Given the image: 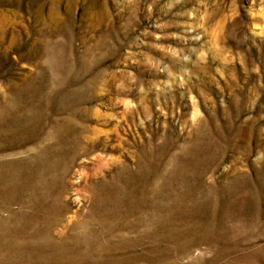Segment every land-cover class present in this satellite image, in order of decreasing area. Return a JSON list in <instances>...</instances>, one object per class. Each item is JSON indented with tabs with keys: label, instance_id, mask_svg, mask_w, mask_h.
<instances>
[{
	"label": "rangeland",
	"instance_id": "374dc122",
	"mask_svg": "<svg viewBox=\"0 0 264 264\" xmlns=\"http://www.w3.org/2000/svg\"><path fill=\"white\" fill-rule=\"evenodd\" d=\"M4 16L0 264H264V0Z\"/></svg>",
	"mask_w": 264,
	"mask_h": 264
},
{
	"label": "bare ground",
	"instance_id": "6f19581e",
	"mask_svg": "<svg viewBox=\"0 0 264 264\" xmlns=\"http://www.w3.org/2000/svg\"><path fill=\"white\" fill-rule=\"evenodd\" d=\"M0 20H1V23H0V28H4V23H6V21L8 20V21H12L13 19L12 18H9V17H2V18H0ZM1 24H3V25H1Z\"/></svg>",
	"mask_w": 264,
	"mask_h": 264
}]
</instances>
